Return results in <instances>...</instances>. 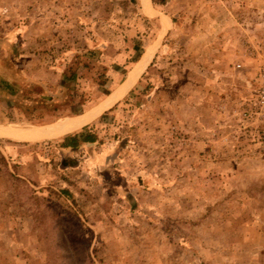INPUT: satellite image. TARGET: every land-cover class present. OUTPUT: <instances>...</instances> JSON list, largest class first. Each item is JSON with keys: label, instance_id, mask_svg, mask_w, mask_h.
<instances>
[{"label": "rangeland", "instance_id": "374dc122", "mask_svg": "<svg viewBox=\"0 0 264 264\" xmlns=\"http://www.w3.org/2000/svg\"><path fill=\"white\" fill-rule=\"evenodd\" d=\"M263 67L264 0H0V264H264Z\"/></svg>", "mask_w": 264, "mask_h": 264}, {"label": "trees", "instance_id": "16d2710c", "mask_svg": "<svg viewBox=\"0 0 264 264\" xmlns=\"http://www.w3.org/2000/svg\"><path fill=\"white\" fill-rule=\"evenodd\" d=\"M72 77H75V75H73ZM6 85H8V84H6ZM37 107H38L37 108L38 110L39 109L51 110V111H48L50 114L48 113L49 116L46 120L44 118L42 120H38L37 118H31L28 120V121H30V124L41 126V125H45V124H49V123L54 122L53 120H55L56 117L55 118H52V117H54V115H56V114H53L52 110L58 111L59 106L51 105V104L46 105L44 103L43 104L41 103ZM82 113H79V114H82ZM56 116H58V115H56ZM13 122H14V120L10 119V123H13ZM96 142H97V136L96 135L85 134V133L81 134V133L76 132V133H73V134H70V135L63 137V143L61 144V147L63 149H72L73 151H76L83 144H93Z\"/></svg>", "mask_w": 264, "mask_h": 264}, {"label": "bare ground", "instance_id": "6f19581e", "mask_svg": "<svg viewBox=\"0 0 264 264\" xmlns=\"http://www.w3.org/2000/svg\"><path fill=\"white\" fill-rule=\"evenodd\" d=\"M153 50H151L149 52L148 56L146 57V59L144 60V62L141 64L140 68L137 69V72H136V75L137 76H136V78L139 76V74L143 71V69L151 61V58L153 56ZM135 79L133 78L132 80H129L130 82L127 84L126 88H128L129 84H131ZM126 88H124V90H122L123 92L120 91L115 96L116 98H113V99L109 100L108 102H106L102 107L98 108L97 110H95V111H93V112H91L89 114H86V115L82 116L78 120L76 119V120H73L71 122H68L66 125H64L63 127H61L60 134L70 133L72 131H75V130L81 128V126H85V125H88L89 123H91L94 119L97 118V116L101 113L102 110H106L107 108H109L110 106H112L117 100H119V98L125 93Z\"/></svg>", "mask_w": 264, "mask_h": 264}, {"label": "built area", "instance_id": "2783aa9c", "mask_svg": "<svg viewBox=\"0 0 264 264\" xmlns=\"http://www.w3.org/2000/svg\"><path fill=\"white\" fill-rule=\"evenodd\" d=\"M247 114H250V117L252 116L261 120L264 124V67L258 77V88L256 90L255 98L251 102V107L245 112V115Z\"/></svg>", "mask_w": 264, "mask_h": 264}, {"label": "crops", "instance_id": "0c3cea01", "mask_svg": "<svg viewBox=\"0 0 264 264\" xmlns=\"http://www.w3.org/2000/svg\"><path fill=\"white\" fill-rule=\"evenodd\" d=\"M103 103V102H102ZM84 116V115H83ZM82 116H80V117H77V118H74V119H70L69 121H66V122H64L63 124H61V125H58L57 127H56V129H54L52 132H53V136L52 137H55V138H59V137H62V136H64V135H66V134H69V133H66V134H60V129H61V127H63L64 125H66L68 122H71V121H73V120H78L79 118H81ZM86 126V125H85ZM84 126H81V128H79V129H77V130H80V129H82ZM77 130H75V131H77ZM75 131H72V132H74L75 133ZM72 132H70V133H72Z\"/></svg>", "mask_w": 264, "mask_h": 264}]
</instances>
